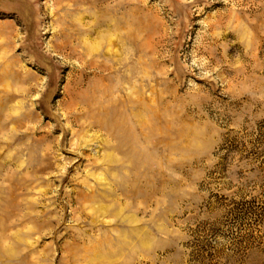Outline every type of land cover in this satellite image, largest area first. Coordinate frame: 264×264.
<instances>
[{
	"label": "rangeland",
	"instance_id": "374dc122",
	"mask_svg": "<svg viewBox=\"0 0 264 264\" xmlns=\"http://www.w3.org/2000/svg\"><path fill=\"white\" fill-rule=\"evenodd\" d=\"M0 264H264V0H0Z\"/></svg>",
	"mask_w": 264,
	"mask_h": 264
}]
</instances>
